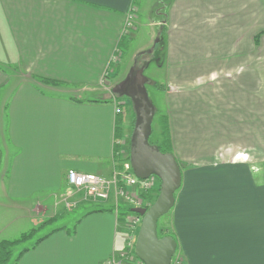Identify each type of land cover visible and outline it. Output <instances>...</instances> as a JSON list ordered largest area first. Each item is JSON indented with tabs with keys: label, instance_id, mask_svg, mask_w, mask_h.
Masks as SVG:
<instances>
[{
	"label": "crops",
	"instance_id": "1",
	"mask_svg": "<svg viewBox=\"0 0 264 264\" xmlns=\"http://www.w3.org/2000/svg\"><path fill=\"white\" fill-rule=\"evenodd\" d=\"M131 7L139 16L138 0H0V240L10 239L3 203L36 224L39 197L61 191L67 171L112 173L115 106L76 93L105 90L99 84ZM162 8L161 64L167 100L174 96L166 113L173 153L187 163L170 211L176 253L185 264H264V0H169ZM220 48L239 58H205ZM92 208L73 232L52 231L17 264H110L119 215Z\"/></svg>",
	"mask_w": 264,
	"mask_h": 264
},
{
	"label": "rangeland",
	"instance_id": "2",
	"mask_svg": "<svg viewBox=\"0 0 264 264\" xmlns=\"http://www.w3.org/2000/svg\"><path fill=\"white\" fill-rule=\"evenodd\" d=\"M138 1H140V3L142 4V8L140 10V15H137V17H135L134 19L135 28L132 29L128 34L122 33L118 44V47L121 50L117 53L119 54L121 52L122 55L119 54L117 58L112 59V62L108 66V71L104 75L102 82L99 84V86L101 88H104L106 91L102 90L91 92L88 90H81L80 92L76 93V100L88 101L97 99L100 100L98 103L103 104V106L113 107L116 106V104L127 101L124 115L126 117V114L129 112L130 122L129 125L123 128V135L119 138H115L114 145L116 144L117 150L114 155V168L124 167V165L130 161V139L134 128L135 111L131 99L126 95H119L113 92L112 86L122 80L128 74L135 61V68H139L144 63H146V67L144 69V74L147 77L146 87L149 93V97L154 102L156 107V113L152 123V133L150 135V139L153 142H157L159 133L161 131V125L159 123L160 115H167L166 112H168L169 105L173 103L174 97L169 96L167 100L166 92L167 85L169 84V74L167 71L168 66L166 64H161V61L163 60L165 54V44L159 32L160 29L164 28V9L162 7H164L169 0ZM152 19H154L156 25L152 24ZM196 36L197 31L194 34L195 40ZM157 37H159V41L156 43L155 40L157 39ZM122 39L123 41L121 43ZM190 42L194 44L192 40ZM153 47L154 51L152 53L139 54L141 51H145L150 48L152 49ZM227 52H231L229 54H231L234 58H239L240 54L238 53V51H228L223 48L213 49V51H203V53L205 54V58H211L213 56L215 59L219 60L227 59ZM120 55L121 58L118 59ZM195 55L197 57L199 56L197 54V50L192 49V60L197 58ZM220 63L222 62L212 63L210 64V66H218ZM224 63H228V61H225ZM18 68L20 69L19 66L14 65L13 72L11 71V73L15 77L21 78L24 72H22V70H19ZM180 78H183V76H180ZM202 86L203 85L200 84H198V86L195 85L191 87V90H200ZM107 97H112L115 101H111L107 99ZM1 103L2 105L5 103V95L2 96ZM5 121L7 122L6 115ZM13 150L14 149H12V151ZM153 180V186L146 192L141 193V190L137 191L135 188H131L129 190L130 198L120 196L118 198L111 197L110 199L108 198L104 200H97L93 196L89 197L85 190L78 189L65 182L61 191L55 194L42 195L41 197H39V218L36 221V224L32 222L33 218L27 215V212H25V210H20L19 208L16 210L13 208L14 205L11 206L8 202L3 203V205H1V208L7 209V212L2 216V218L5 221H8V227L10 228L5 232L3 231V236H8L10 239H15L18 238L22 234V232H26L32 227L34 228L28 238L20 240L17 243L13 244V246H11L12 261L15 262L16 256L22 249L33 248L35 242L51 229L59 228L63 225H66L67 228L72 227L78 217L80 218V216L85 215L87 213V210L90 209V207H93L94 210H101L102 208H105L104 210H111L110 212L107 211V213L113 212L114 220V212L116 210L119 215V220L121 222V235H119L116 241V247L118 250L111 258V264H140V259L136 257V254H134L131 248V242L134 240L135 235L131 232L129 220L133 219L135 217V214H138L132 211V208L135 205L141 204L143 206H148L149 204L151 205L156 198V194L158 192L157 188L160 185V179L156 176L155 178H153ZM0 199L3 200L2 197H0ZM103 201L104 203H102ZM170 211L171 210L160 217L158 226L161 227L162 225L167 226L170 224ZM140 226L141 224L137 227L136 234H138ZM175 263L177 262L175 261Z\"/></svg>",
	"mask_w": 264,
	"mask_h": 264
},
{
	"label": "water",
	"instance_id": "3",
	"mask_svg": "<svg viewBox=\"0 0 264 264\" xmlns=\"http://www.w3.org/2000/svg\"><path fill=\"white\" fill-rule=\"evenodd\" d=\"M158 41L159 37L155 42ZM153 51L154 47L139 54H150ZM135 63L136 61L128 74L113 85L112 90L119 95H126L133 103L135 121L130 139L132 169L141 179L157 176L160 179V187L150 206L132 208V211L142 215L134 252L144 264H171L177 250V240L170 234L160 236L158 221L176 202V191L182 184V168L173 152L162 151L150 142L156 107L146 87V63L139 68H135Z\"/></svg>",
	"mask_w": 264,
	"mask_h": 264
},
{
	"label": "built area",
	"instance_id": "4",
	"mask_svg": "<svg viewBox=\"0 0 264 264\" xmlns=\"http://www.w3.org/2000/svg\"><path fill=\"white\" fill-rule=\"evenodd\" d=\"M135 17H137L136 9L135 7H131V9L127 14L126 23L122 33L128 34L132 29L135 28V21H134ZM120 50L121 49L117 45L114 52V58H117V56L121 54V52L117 54ZM115 112L117 114L124 112V104H122V102L120 104H116ZM155 177H156L155 175H152L144 179L139 178L137 175H135L131 163L129 161L124 165V167L114 168V170L110 175L70 169L69 171H67L66 174V182L73 187L85 190L89 195V197L93 196L97 200H104L108 198L110 199L111 197L118 198L120 196L130 198L129 190L131 188L132 189L135 188L137 191L141 190V193L146 192L149 188L153 186L152 185L154 182L153 178ZM136 206H143V205L137 204L134 207ZM141 221H142V215L140 214H135V217L129 220V226L131 232L134 233L135 235L134 240L131 242L132 246L130 243L133 252H134L135 240L137 236L136 229L141 224ZM139 261L140 264H144L141 260ZM175 261L177 263H175ZM174 263L179 264V255H177V253H175L172 258L171 264ZM110 264H111V260H110Z\"/></svg>",
	"mask_w": 264,
	"mask_h": 264
},
{
	"label": "trees",
	"instance_id": "5",
	"mask_svg": "<svg viewBox=\"0 0 264 264\" xmlns=\"http://www.w3.org/2000/svg\"><path fill=\"white\" fill-rule=\"evenodd\" d=\"M165 18H166V16L163 17V20ZM159 32H160V35L163 37V34L165 32V29L164 28L163 29H160ZM122 41H123V39L121 40V43H122ZM39 80L43 84H49V85H61L62 84V82H60V81H57V80H54V79H49V78H40ZM122 104H124V106H126L125 105L126 104V101L125 102H122ZM118 116L119 117L117 118L116 125H115V134H114L115 135V138H119V137H121L123 135V122H124L123 114L122 113H119ZM159 123L161 125V131L159 133L157 142H153L151 139H150V142L156 144L162 151H170V152H173V150H172V142H171V132H170V127H169L168 116L166 114L160 115ZM116 150H117V146L115 144L114 145V155H115ZM179 163H180L181 168H182V171H183V169L186 166V164L184 162H182V161H179ZM159 187H160V185L157 188L158 189V192H159ZM158 192H157L156 196L158 195ZM101 210H103V209H101ZM83 216L84 215L80 216V218L78 217V219H76V221H75L74 225H72V227H68L67 228L66 225H63V226H61L59 228H55V229L49 231L44 236H42L41 238H39L35 242L34 246L37 243H39L41 240H43L45 237H47L52 231H54L56 229H61V228L62 229H68L70 232H73L75 230V227H76L77 223L79 222V220ZM171 224L172 223L170 222V224L167 225V226H163V225L161 227L158 226V233H159V235L160 236H163V235L170 234V235L173 236V229H172L173 226ZM159 227H160V229H159ZM32 228L30 230L26 231V232H22V234L18 238H15V239H6L5 238V239H1L0 240V264H17V261L19 260L20 256L26 250H28V248L22 249L18 253V255L16 256L15 262H13L12 261V247L11 246H13V244L17 243L20 240H24V239L28 238L31 235V231L34 230V228L33 229ZM134 254H135V252H134ZM177 255H178V253H177ZM179 264H185L184 263V260H183V258L181 256H179Z\"/></svg>",
	"mask_w": 264,
	"mask_h": 264
},
{
	"label": "flooded vegetation",
	"instance_id": "6",
	"mask_svg": "<svg viewBox=\"0 0 264 264\" xmlns=\"http://www.w3.org/2000/svg\"><path fill=\"white\" fill-rule=\"evenodd\" d=\"M113 87V86H112Z\"/></svg>",
	"mask_w": 264,
	"mask_h": 264
}]
</instances>
